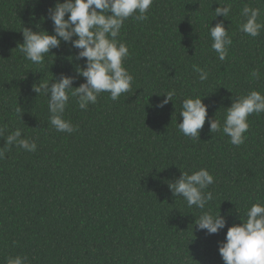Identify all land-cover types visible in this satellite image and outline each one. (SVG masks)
I'll list each match as a JSON object with an SVG mask.
<instances>
[{
  "label": "trees",
  "instance_id": "1",
  "mask_svg": "<svg viewBox=\"0 0 264 264\" xmlns=\"http://www.w3.org/2000/svg\"><path fill=\"white\" fill-rule=\"evenodd\" d=\"M56 2L0 0V264L17 256L24 264H224L218 244L228 227L264 205V113L248 117L239 146L210 132L208 118L223 125L235 99L264 94V27L256 37L240 30L245 5L264 25V0H153L147 19H126L116 37L129 49L130 90L117 100L102 92L86 110L69 94L63 118L72 133L51 125L48 96L34 87H51L62 73L75 78L73 87L84 83L79 50L62 42L36 64L19 46L23 28L53 33ZM226 5L229 15L215 17ZM221 21L232 40L224 60L209 31ZM173 90V101L158 107ZM197 97L208 117L192 139L179 131V113L184 99ZM17 129L34 152L6 144ZM202 168L214 178L205 189L213 199L199 209L168 184ZM219 211L224 229H198L200 215Z\"/></svg>",
  "mask_w": 264,
  "mask_h": 264
},
{
  "label": "clouds",
  "instance_id": "2",
  "mask_svg": "<svg viewBox=\"0 0 264 264\" xmlns=\"http://www.w3.org/2000/svg\"><path fill=\"white\" fill-rule=\"evenodd\" d=\"M152 3L153 0H57L48 15L53 22L52 34L23 28L24 42L19 45L20 51L31 62L42 63L45 54L59 48L62 42L71 43L79 50L75 59L85 60V66L76 69L77 74L85 80L78 87H73L74 77L63 73L51 87L49 81L34 87L36 93L43 92L48 96L50 123L57 131H75L71 122L63 118L69 94L77 98L80 109L86 110L89 103L97 102L102 92L110 93L111 99L117 100L121 94L130 90L133 77L123 66V61L129 56V49L125 43L118 42L116 37L126 19L146 20ZM230 11V5L217 7L215 17L223 15L226 18ZM241 15L246 19L240 30L249 36H258L264 27L257 22L259 10L245 5ZM209 31L213 41L211 48L220 60H224L228 46L232 43L227 29L221 21L214 27L209 25ZM196 71L200 80L208 78L204 70L197 68ZM252 76L259 79L258 70L253 71ZM174 95V90L165 93V99L157 106L164 107L173 101ZM253 113H264V94L255 90L233 101L227 108L223 125L218 119L208 118L210 132L222 131L230 138L231 144L239 146L244 142L243 134L249 129L248 117ZM179 114L182 116V122L178 124L179 131L192 139L199 138L208 117V106L202 98L184 99ZM21 136V131L17 129L7 136L6 144L15 143L26 151L34 152L36 143L22 139ZM213 182V176L202 168L192 174L181 172V176L169 182L168 186L172 194L183 197L189 207L204 209L213 199L211 192H205ZM195 223L199 230L211 235L225 228L226 218L220 211L218 214L205 212ZM218 251L224 264H264V205L254 203L247 211L246 220L228 227L225 241L218 244ZM26 259L20 256L9 258L7 264H24Z\"/></svg>",
  "mask_w": 264,
  "mask_h": 264
}]
</instances>
